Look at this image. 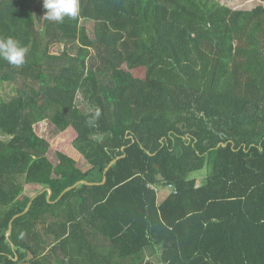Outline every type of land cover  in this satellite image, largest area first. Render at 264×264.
Returning a JSON list of instances; mask_svg holds the SVG:
<instances>
[{"label": "trees", "instance_id": "16d2710c", "mask_svg": "<svg viewBox=\"0 0 264 264\" xmlns=\"http://www.w3.org/2000/svg\"><path fill=\"white\" fill-rule=\"evenodd\" d=\"M40 2L0 0V264H264V4Z\"/></svg>", "mask_w": 264, "mask_h": 264}, {"label": "rangeland", "instance_id": "374dc122", "mask_svg": "<svg viewBox=\"0 0 264 264\" xmlns=\"http://www.w3.org/2000/svg\"><path fill=\"white\" fill-rule=\"evenodd\" d=\"M222 1L225 4H233L235 6H244L243 8H247L250 9L252 8L255 4H262L260 3L258 0H219ZM41 5H44L43 2H40ZM38 26L42 29V24L40 22H38ZM91 35H93L91 33ZM66 42H62V43H58L55 44L51 47V50L53 52H60L63 50V48L66 46ZM21 88V85L17 82H3L0 86V100H4V101H10L12 98L16 97L18 95V92ZM77 103L81 106L82 109H84L85 111H89L90 108L89 106L86 104V101L84 99V96L82 93L79 94V98L77 99ZM12 136L6 134L3 131H0V139L4 140V141H9L11 139ZM79 165L81 167H88V163L87 161L83 158L81 159ZM211 169L210 168H203L201 170L196 171L193 174V177L197 178L200 180L201 183L205 182L208 175L210 174ZM42 185H37V184H27L25 187V192L24 194H27L29 196L34 195L37 191H39L40 189H42ZM170 194V189L169 188H164L162 187L160 192L158 193L159 195V202L163 201V199H165L168 195ZM149 256L153 257L154 253L151 251L149 252ZM30 257H28L29 259ZM156 259V258H155ZM24 264H28V262L24 263Z\"/></svg>", "mask_w": 264, "mask_h": 264}, {"label": "clouds", "instance_id": "9594fccd", "mask_svg": "<svg viewBox=\"0 0 264 264\" xmlns=\"http://www.w3.org/2000/svg\"><path fill=\"white\" fill-rule=\"evenodd\" d=\"M43 4L46 9L43 17L50 21L63 22L65 17L75 19L80 12L79 0H43ZM25 54L26 49L14 38H0V57L9 64L20 66L25 61Z\"/></svg>", "mask_w": 264, "mask_h": 264}, {"label": "crops", "instance_id": "0c3cea01", "mask_svg": "<svg viewBox=\"0 0 264 264\" xmlns=\"http://www.w3.org/2000/svg\"><path fill=\"white\" fill-rule=\"evenodd\" d=\"M258 1H259V0H258ZM259 2L262 3V4H264V0H260ZM229 5L232 6V7H234V8H243V7H244V6H235V5H233V4H229ZM253 5L255 6V4H253ZM254 6H253V7H254ZM151 251H152V249H148V250H147V254L149 255V252H151ZM152 252H153V251H152ZM153 253H154V252H153ZM158 253H160V249H159L158 252L155 251L153 258H156V256H157Z\"/></svg>", "mask_w": 264, "mask_h": 264}, {"label": "water", "instance_id": "95a60500", "mask_svg": "<svg viewBox=\"0 0 264 264\" xmlns=\"http://www.w3.org/2000/svg\"><path fill=\"white\" fill-rule=\"evenodd\" d=\"M111 165H112V163H111ZM158 167H159V165H158ZM161 178H162V174L159 175V179H161ZM106 180H107V177H105L104 182H105ZM65 192H66V191H65ZM31 204H32V202L29 203V206H28V208L26 209V211L30 208ZM12 223H13V220H12L11 223H10V227H11V228H12Z\"/></svg>", "mask_w": 264, "mask_h": 264}, {"label": "built area", "instance_id": "2783aa9c", "mask_svg": "<svg viewBox=\"0 0 264 264\" xmlns=\"http://www.w3.org/2000/svg\"><path fill=\"white\" fill-rule=\"evenodd\" d=\"M158 190H160V189H158Z\"/></svg>", "mask_w": 264, "mask_h": 264}]
</instances>
